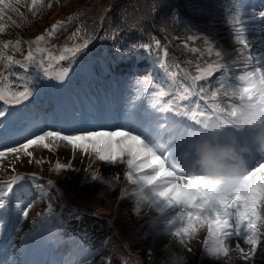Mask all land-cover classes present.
Masks as SVG:
<instances>
[{
	"label": "rangeland",
	"instance_id": "obj_1",
	"mask_svg": "<svg viewBox=\"0 0 264 264\" xmlns=\"http://www.w3.org/2000/svg\"><path fill=\"white\" fill-rule=\"evenodd\" d=\"M48 1L36 0L33 3V0H3L0 3V41L3 45H7L5 49L10 52V56H14L11 58L12 61L27 63L25 58L31 51L34 58L44 61L45 66L52 64L50 69L52 78L45 77L35 66H29L32 95L27 101L12 104L0 100V111L5 113L4 116H0V144L7 145L0 148V151L6 153L4 157H0V187L4 186L2 183L11 182L13 176L21 175L18 173L21 170L28 172L27 175H23L25 177L32 175L38 178V174L41 173L50 182L49 187H43L44 189L41 190L42 186L28 177L26 181L20 182L26 185L24 194L13 197L7 208L0 210V224L3 225L0 228V264H28L29 261L31 264H47L46 260L39 256L43 253L46 256L51 255V259L56 262L53 264H96V258H93L96 256V250L81 246L77 236L51 238L56 235V231L45 225L32 237L28 229L35 225L33 223L39 226L44 219L59 214V204L55 202L54 195L58 194L57 185L63 182L61 179L64 176L72 177L73 180L75 175L74 178L79 180L78 184H83L88 178L96 176L100 168L102 171L99 172L105 173V180H110L112 183L114 181L110 170L120 174L119 178L123 177L124 192L121 194V199L130 202L133 213L138 216L140 235L146 239V252L157 254L158 259L163 260V263L168 264L169 257L173 253L187 257L189 264H196L197 258L208 260L209 264H247L249 261H254L256 255L260 253L259 264L264 263V253L261 252L263 245L257 244L255 247L249 245L243 232L240 236L233 235L226 241L228 256H224L223 253L216 257L208 254L207 247L210 240L207 225L195 232L191 239H185L184 244H180L179 239L170 234L172 228L169 226V221L177 210L167 209L161 203H153L154 197L151 196L150 190H145V195L149 199H141L140 186L127 179L129 171L127 157H122L124 164L119 162L108 164L100 161L95 151L91 149L89 151L88 142H81L87 146V151L83 152V148L79 146L73 148L67 142L53 141L51 138H46L43 142L49 144L48 148L37 143L29 146L26 150L27 154L24 152L13 154L10 151L11 147H19L20 142L26 143L28 138L35 139L33 133L43 134L44 131L56 130L60 131L61 135H87L93 130L121 131L127 127L135 130L140 125L144 126L145 131H149L148 118L150 114H154L153 106L156 105L160 91L165 93L160 98V104L166 106L172 103L174 111L176 104L187 106L190 102L192 104L198 102L208 113L211 112L208 106L213 103H220L222 106L230 103L238 104L239 101L224 90L222 83L229 86L238 85L239 75L258 66L257 58L264 53V19L259 15L264 11V0H220V6L227 12L221 9L218 17L220 20L215 22L206 14L205 4L214 6L216 0H201L202 6L197 8V12L189 13V17L186 16L177 23L179 30L175 44L179 47V54L182 56L180 65L176 63V57L170 56L165 46L155 40L150 43L126 45L116 41L109 42V39L101 37L91 43L93 37L91 33L84 35L73 27L71 22L67 25L63 23L65 18L69 20L70 12L69 8L64 10V3L60 4L59 0H50L49 11L45 16ZM200 19L209 21V26H206L208 28L204 30L206 34L197 32L193 28L203 25ZM225 21L229 23L224 25ZM7 27L11 31L12 28H16L22 32L21 35H24L26 40L28 39L29 47L26 49L28 53L22 52L23 48L18 40L7 36ZM237 27L246 29V37L251 41L249 49L237 43L235 39ZM21 35L18 37L20 40ZM41 36L44 39L37 43L38 37ZM85 40H88V46L77 53L71 63L67 59L57 61L61 54L68 55L64 53L65 48H73L83 44ZM111 43L114 47L110 46ZM2 47L0 44V89L8 92L22 91L24 85L17 77L24 74V70L19 64H9L7 59L9 55L4 54ZM38 48L43 51H37ZM218 51L221 53L219 57L216 55ZM150 59L153 61L152 68L149 69L152 83L145 90H139L149 81L148 74L145 75L143 71L149 67ZM230 60H233L231 64H229ZM222 64L228 66L220 67ZM216 66H219L217 77L214 78L217 81L211 87L196 85L193 88L195 77L205 76ZM103 67L115 68V71L102 75ZM230 67L236 70L221 73V68ZM64 68L68 70L67 75L62 79L65 85L63 88L67 89V93L62 97L61 79L55 77ZM112 75L116 83L112 80ZM168 75L181 78L176 79L175 84H170ZM102 78L104 79L100 83L99 79ZM140 81L143 83L142 86ZM184 87L195 93L189 100L178 99L183 95ZM58 90H61L59 94ZM213 91L217 92L216 100L211 99L210 94ZM41 92H44L45 96ZM201 96L204 99H201ZM61 97L70 109L67 119L60 121L56 128L52 126L53 121H57L59 117L55 101ZM136 98L139 99V104L138 109L133 113L128 107L130 101ZM51 103L54 105L55 113L50 118V115H44V110L45 107L49 109ZM174 111L167 115H174ZM10 117L18 120L22 118L23 122L13 132L12 121L5 129L6 119ZM175 118L191 123L186 117ZM83 122H88L90 125L82 126ZM260 131L259 127L240 129L221 124L215 137L211 132L205 131L199 140L208 139L214 144H228L226 140H229L237 151L250 149V152L245 153L247 161H255L261 156L260 154L259 157L257 156L253 138ZM118 142L119 137L114 138L117 146ZM91 153L94 157L89 158ZM194 160L195 154L192 150V164ZM93 164H96V169ZM57 165L62 167L57 168ZM88 167L93 170H90L89 174L87 171L81 174V171ZM145 171L148 172L150 169ZM37 181H41L40 177ZM177 183L186 184L187 181L182 180ZM106 184L107 186L98 181L91 183L94 189L99 187L109 189V186H113L108 182ZM110 192L111 198L118 201L115 191ZM17 203L20 204L19 209L16 207ZM23 212H27L28 215L24 216ZM257 213L259 217L264 216V203H258ZM262 221L264 220L260 218L257 222L258 232L264 230L261 227ZM42 238L47 241L42 243ZM259 238L258 235L257 240Z\"/></svg>",
	"mask_w": 264,
	"mask_h": 264
},
{
	"label": "snow or ice",
	"instance_id": "obj_2",
	"mask_svg": "<svg viewBox=\"0 0 264 264\" xmlns=\"http://www.w3.org/2000/svg\"><path fill=\"white\" fill-rule=\"evenodd\" d=\"M2 2L3 0H0V3ZM35 2L36 0H33V3ZM259 15L264 19V11ZM43 39V36L38 37L37 43ZM235 39L245 49L250 48L251 41L247 39L244 27L236 28ZM87 46L88 40H85L83 44L65 48L64 53L68 55L61 54L57 61L67 59L71 63L76 54ZM37 51L43 49L38 48ZM216 55L219 57L221 53L218 51ZM7 59L9 64H19L24 70V74L17 77L24 87L18 92L0 89V100L6 103L19 104L32 95L30 87L32 80L28 75L30 65L35 66L37 71H42L45 77L52 78L50 72L52 64L45 66L44 61L34 58L31 51L25 58L27 63L12 61L11 57ZM257 65L239 75L238 85L229 86L222 83L224 90L232 98L237 99L238 104L222 106L220 103H213L208 106L211 109L208 113L198 102L195 104L190 102L187 106L176 104L174 111L172 103L166 106L160 104V98L165 95L164 91H160L156 105L153 106L154 114H150L148 118L149 131H145L143 125L135 130L132 127L121 131L93 130L87 135H61L60 131L56 130L44 131L43 134L33 133L35 139L28 138L26 143L20 142L19 147H11L10 151L13 154L21 152L27 154L29 146L37 143L48 148L49 144L43 142L46 138H51L53 141L67 142L73 148L79 146L85 151L87 146L81 142H88L98 159L108 164L117 162L124 164L122 157H127L129 169L127 179L140 186L141 199H149L145 195V190H150L151 196L154 197L153 203H161L167 209L177 210L169 221V226L172 228L170 234L177 237L180 244H184L185 239H191L195 232L207 225L210 240L207 251L213 257L221 253L228 256L226 241L233 235L240 236L242 232L246 234V243L255 247L258 244L257 222L260 219L257 205L264 203V156L259 160L247 161L244 174L230 179L228 186L222 189L220 186L224 184L223 180H216L193 171L192 147L208 129L210 121L215 120L226 127H234L233 120L242 102L264 105V53L257 58ZM67 71V68L62 69L55 78L62 80ZM200 79H203L202 75L195 77V80ZM194 94L188 87H184L183 95L178 99L189 100ZM210 95L212 100H216L217 92L213 91ZM201 99L204 97L201 96ZM173 111L174 115H167ZM4 115V111H0V116ZM175 117H186L191 123ZM117 137L118 146L114 143V138ZM6 146V143L0 144V148ZM5 155L4 151H0V157ZM60 167L62 165H57V168ZM146 169L150 171L146 172ZM27 179L28 177L17 174L13 176L11 182L0 187V210H5L13 197L24 194L26 185L20 182ZM182 180H186L187 183H177ZM16 207L19 209L20 204L17 203ZM23 215L27 216L28 213L23 212ZM2 227L0 224V228Z\"/></svg>",
	"mask_w": 264,
	"mask_h": 264
},
{
	"label": "trees",
	"instance_id": "obj_3",
	"mask_svg": "<svg viewBox=\"0 0 264 264\" xmlns=\"http://www.w3.org/2000/svg\"><path fill=\"white\" fill-rule=\"evenodd\" d=\"M59 1L60 4L64 3V10L69 8L70 12L69 20L65 18L63 23L67 25L71 22L84 35L91 33V43L101 37L109 39V42L126 45L155 40L164 45L178 63L182 59L179 47L175 44L178 39V20L189 17V13L197 12V8L202 6L201 0ZM219 2L216 0L214 6L205 4V12L214 22L219 21ZM200 20L203 25L193 28L206 34L204 30L208 28L206 26H209V21ZM110 46L114 47L113 43ZM108 69L115 71V68ZM74 177L72 180V177L66 175L61 179L63 182L57 185L58 194L54 195V199L60 210L55 218L50 219L51 227L66 221L67 225L65 223L61 228L63 233L67 229H72L74 234L83 233L82 238L102 255L98 264H165L158 259L157 254L146 252V239L140 235L138 216L134 215L126 201L116 202L108 190L94 189L88 183L78 184L79 180ZM260 241H264V235ZM260 245L264 247V243ZM208 262L200 260L198 264Z\"/></svg>",
	"mask_w": 264,
	"mask_h": 264
},
{
	"label": "clouds",
	"instance_id": "obj_4",
	"mask_svg": "<svg viewBox=\"0 0 264 264\" xmlns=\"http://www.w3.org/2000/svg\"><path fill=\"white\" fill-rule=\"evenodd\" d=\"M236 128L259 127L261 131L253 138L256 152L264 156V105H252L247 101L240 104L233 120ZM221 124L219 121H210L207 132H211L214 137L219 131ZM195 154L193 171L216 180H223L220 187L226 188L228 181L234 177L244 174L247 165L245 153L250 149L244 148L237 151L233 144L213 143L208 139L197 140L192 147ZM168 264H189V259L178 253H173L169 257Z\"/></svg>",
	"mask_w": 264,
	"mask_h": 264
}]
</instances>
